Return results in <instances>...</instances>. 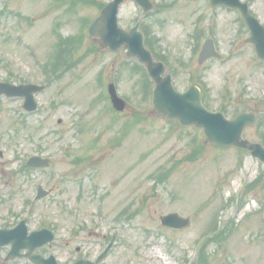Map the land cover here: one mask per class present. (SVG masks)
Wrapping results in <instances>:
<instances>
[{
  "label": "rangeland",
  "instance_id": "374dc122",
  "mask_svg": "<svg viewBox=\"0 0 264 264\" xmlns=\"http://www.w3.org/2000/svg\"><path fill=\"white\" fill-rule=\"evenodd\" d=\"M106 1L0 0V82L52 80L27 117L18 99L0 94V224L33 210L30 226L55 231L39 251L63 264L78 255L77 246L92 259L114 235L101 264H264V164L235 147L203 145L200 130L148 114L142 71L131 69L121 46L101 50L86 35ZM171 1L144 22L174 86L198 85L209 108L228 117L264 99V62L244 35L241 41L237 14L212 11L197 22L194 3ZM119 10L125 25L142 14L131 1ZM205 36L214 38L220 57L200 64ZM113 79L128 101L120 112L107 106L105 85ZM243 136L264 144V113ZM35 151L50 158L47 167L2 177L17 167V154L25 159ZM79 177L82 197L80 182H70ZM37 184L51 193L27 205ZM124 209L134 212L130 220L117 219ZM171 211L190 216V225L163 227L159 216ZM79 224L87 231L77 233Z\"/></svg>",
  "mask_w": 264,
  "mask_h": 264
},
{
  "label": "water",
  "instance_id": "95a60500",
  "mask_svg": "<svg viewBox=\"0 0 264 264\" xmlns=\"http://www.w3.org/2000/svg\"><path fill=\"white\" fill-rule=\"evenodd\" d=\"M123 0H115L101 11L100 15L92 22L89 27V36L99 37L102 46L109 45L110 49H116L124 45L127 49L126 55L136 57L143 63L150 76L156 82L151 100L150 114L157 117L177 119L183 125H194L202 128L204 142L217 146H237L247 149L251 154L264 162V147L258 142H251L242 138V132L246 126L255 123L254 113H242L233 119H227L221 112L207 110L201 103V95L196 87L180 93L176 91L171 83L170 75L161 77L164 67L161 63L155 62L151 53L144 47L141 33L136 30L125 32L117 27L116 11L118 4ZM146 5L148 0H135ZM250 27L254 28V21L250 16H246ZM130 33V34H129ZM260 56H264V48H257ZM215 55L212 47H204L201 52L200 60ZM27 88V87H26ZM20 86L0 84V93L7 95H26L36 90L35 86H30L26 91ZM41 89V87H39ZM111 101L117 110H122L124 101L116 94L113 86H110ZM31 97V95L29 96ZM29 109H34L29 99L27 103ZM264 109V107H257ZM35 165H46V162L36 160ZM161 222L172 227H184L189 223L188 218H183L177 213H169L160 217ZM44 232V231H43ZM42 233V232H41ZM34 236L37 240L34 244L41 245L45 240L42 234Z\"/></svg>",
  "mask_w": 264,
  "mask_h": 264
},
{
  "label": "flooded vegetation",
  "instance_id": "af4514ba",
  "mask_svg": "<svg viewBox=\"0 0 264 264\" xmlns=\"http://www.w3.org/2000/svg\"><path fill=\"white\" fill-rule=\"evenodd\" d=\"M151 1L153 2L152 10L144 13L141 9L138 8L140 13H142V14H141L139 19L134 20V23L132 25H135L136 22L139 23L138 27L143 32L146 41L150 45L149 47L151 48V50L155 54V58L157 60H161L162 62H164L166 67L168 68L169 67L167 64L168 62H166L167 58H166V56L162 55L159 52L158 47L156 46L157 45V41H156L157 38L151 37L152 33H151L150 25L147 24V21H148V19L153 20L157 15H159L161 13L160 9L162 6H166V8H169L172 5V1L171 0L170 1H168V0H151ZM182 1L194 3V8H196L195 12L199 13L197 22L203 21L206 17V14H207V18L209 20L212 11H215V12H217V11L225 12L226 11V12L236 13L238 18H239V21H240L241 41L243 42V35H244L245 40L248 42V38L250 36V31H249V28H248L245 20L243 19V13L241 12L242 8L235 7V6H229L226 4L215 5L212 3V0H182ZM239 1L242 4V6H243V4H246V8H247L248 12L252 16H254L264 26V0H239ZM119 18H120V23L123 27L128 28V27L132 26L129 24H127V25L123 24L121 22V16ZM144 19H147V21L144 22ZM212 21H213V17L211 18L210 22H212ZM207 38H210L213 41V43L215 44L214 38L210 37V36H207L205 39H203V42ZM195 39H196V45L195 46H197L200 44L202 38L197 37ZM203 42L201 43V45L203 44ZM252 47H253V45H252ZM2 82H10V81L9 80H3ZM25 83H27V82H25ZM35 97L39 101L37 94L35 95ZM11 99H18L19 100L18 107H20L21 113L23 114L22 118L24 117V115L27 117V116L33 114V113L25 112L23 110V108H22L23 107L22 106L23 99L22 98L15 97V98H11ZM39 107H40V103H39ZM16 156H17V160L19 161L17 163V167L15 169H13L11 171V173H8L5 170H2L1 172L3 174V176H2L3 178H8V175H13V177L18 176V175L23 176V172H24L23 170L25 167L23 166L24 164H23L22 159L19 157H23L24 154H19V155L17 154ZM23 208H24V206H23ZM31 212L33 214V211H31ZM16 217H17V215L9 216V217H5V218L1 219L0 229L13 228L18 223V221L21 220V218H22V217H20V215H18V217H17V218L20 217L19 219H16ZM30 218H31V216H29L28 218L27 217L25 218L28 232H31L34 230V226H30V223H31ZM7 247L8 246H6V245L0 246V264H14V261L17 260V259H10V260L6 259V256L8 254V248ZM81 247H83V246L75 247V252H77L78 255L76 257L74 256V258L70 261V263H65V264H72L74 261L79 260V259H89V260L91 259L88 257V253H85L83 255L79 253ZM27 262H28V260H27ZM27 264H33V263L28 262ZM92 264H101V263H92Z\"/></svg>",
  "mask_w": 264,
  "mask_h": 264
}]
</instances>
